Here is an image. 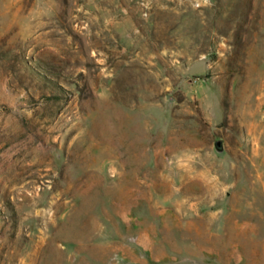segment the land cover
I'll list each match as a JSON object with an SVG mask.
<instances>
[{
    "label": "rangeland",
    "instance_id": "obj_1",
    "mask_svg": "<svg viewBox=\"0 0 264 264\" xmlns=\"http://www.w3.org/2000/svg\"><path fill=\"white\" fill-rule=\"evenodd\" d=\"M0 264H264V0H0Z\"/></svg>",
    "mask_w": 264,
    "mask_h": 264
},
{
    "label": "water",
    "instance_id": "obj_2",
    "mask_svg": "<svg viewBox=\"0 0 264 264\" xmlns=\"http://www.w3.org/2000/svg\"><path fill=\"white\" fill-rule=\"evenodd\" d=\"M216 147H217L218 150L222 151L221 141L217 142V146Z\"/></svg>",
    "mask_w": 264,
    "mask_h": 264
}]
</instances>
